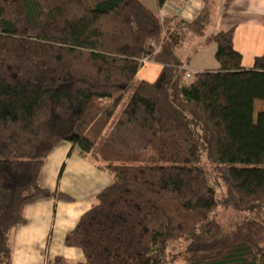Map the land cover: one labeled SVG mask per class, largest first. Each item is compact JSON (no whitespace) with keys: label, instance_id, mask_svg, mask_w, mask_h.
Segmentation results:
<instances>
[{"label":"trees","instance_id":"trees-1","mask_svg":"<svg viewBox=\"0 0 264 264\" xmlns=\"http://www.w3.org/2000/svg\"><path fill=\"white\" fill-rule=\"evenodd\" d=\"M217 3L187 21L140 0H0V264L28 206L73 201L41 186L64 142L113 178L65 238L73 264H264V55L246 68L235 28L208 34ZM187 43L220 68L190 72ZM144 60L153 83H136Z\"/></svg>","mask_w":264,"mask_h":264},{"label":"crops","instance_id":"crops-1","mask_svg":"<svg viewBox=\"0 0 264 264\" xmlns=\"http://www.w3.org/2000/svg\"><path fill=\"white\" fill-rule=\"evenodd\" d=\"M150 11L159 15L160 7L157 0H140ZM217 7L213 17L212 25L209 28V34L217 33L220 31H226L231 28H235L234 37V47L237 52L243 56V66L246 68H252L255 63V59L262 57L264 55V0H217ZM203 8V0H193L190 5L186 20L191 21ZM163 11V16L175 15L172 12L165 13ZM213 47V46H210ZM210 47H200L194 50V52L201 53ZM217 49L214 50L209 55V60L207 65L208 68L194 67L189 68L190 72H204L207 70H218L220 68L219 64L215 60V54ZM213 57V60L211 58ZM194 58V56H192ZM193 61V60H192ZM154 63V67L150 70L148 77L142 78L140 82H150L153 83L157 80L159 74L161 73L163 66L155 62L149 61L144 64V67L138 74V78L143 75L145 66ZM154 71H157L154 76ZM152 76V77H150ZM67 147V146H66ZM66 147L64 148L66 150ZM70 147V146H69ZM70 156L65 161V167L69 166L70 163L74 164L72 169H80L82 173L88 175H95L98 167L94 163L92 165L88 159H84L79 156L78 150L73 146L70 147ZM64 152L62 153L60 161L63 160ZM72 156V157H71ZM71 158V159H70ZM94 185V184H93ZM110 186V185H109ZM108 186V187H109ZM106 187V188H108ZM50 190L48 187H44ZM54 188V187H53ZM105 190V189H104ZM103 190V191H104ZM52 191V190H50ZM101 191V192H103ZM55 192H59L56 190ZM100 192V193H101ZM99 193V194H100ZM98 194V195H99ZM69 197L73 200V207L68 213L70 221L74 222L76 220L75 227L68 233L57 234V239L60 235V239L63 240L66 236L71 233L77 226L81 218L88 213L96 204L92 199L88 201L81 202L80 206L76 202V199L67 193ZM98 197V196H97ZM78 205V206H77ZM59 203L58 200H43L31 206H28L25 210L26 224L20 226L16 229L13 238V261L12 264H44L48 261V256L42 260L44 254H49V247L52 244V240L55 239V234H53L55 219L58 218L59 212L65 207ZM77 207V208H74ZM77 209V210H76ZM78 220V221H77ZM50 225V226H49ZM60 240V241H61ZM65 243V241H64ZM62 253H55L56 262L59 260H66L70 264L82 262L84 256L79 254H74V257L70 255H61ZM49 262V261H48Z\"/></svg>","mask_w":264,"mask_h":264},{"label":"rangeland","instance_id":"rangeland-1","mask_svg":"<svg viewBox=\"0 0 264 264\" xmlns=\"http://www.w3.org/2000/svg\"><path fill=\"white\" fill-rule=\"evenodd\" d=\"M167 12L169 11L166 10L165 13L168 14ZM209 32L210 31L208 30V34ZM194 44L197 45V43H191L189 45L188 43L185 44L184 48L181 50V55L183 57H186L188 55L194 56L193 61L190 64V69L194 67L208 68L209 66L207 65V63L209 60V55L212 52H214L215 49H217L216 46L206 49L203 52V54L202 52L196 54V52H194L196 48ZM211 60H213V57L211 58ZM153 64L154 63L145 66V70L142 73L143 75H141L140 78L137 79L136 83H140V80L144 77L149 78L148 74L150 70L154 67ZM156 72L157 71H154L152 76H154ZM263 109H264V103L257 102L255 107V117H257L258 113ZM69 146L72 147V144L68 142L62 143L45 160V164L43 166L42 175H41V186L43 188L48 187L50 190H52V192L58 190L60 193L66 195L67 193L70 194V196H73L76 199V202L74 203H77L79 206L81 202L83 203L84 201H88L89 198L94 200L95 204H97L98 194L113 183V178L108 173L102 170H98V171L96 170L95 171L96 174L91 176L82 173L81 170L78 168L73 170L72 169V167H74L73 163H70L69 166L65 167L64 166L65 161L69 159L68 157L70 156L71 149ZM65 147L66 150L64 149ZM63 152H64L63 160L60 161ZM88 161H90V163L94 165L92 159H88ZM59 203L65 208L59 212L58 218L55 219L54 229H53V234H55V239L52 240V244L49 247V254H44L42 258V260L44 261V259L48 256L49 262L47 261V263L45 262L44 264H55L56 262L55 260L56 256H54L55 253L57 254L62 253L61 254L62 256L70 255V257H74V259H76L74 254H79L80 256H84L80 249L66 247L64 243L65 238L61 240L59 235L57 239V234H64L70 232L77 223L76 220L72 222L69 219L70 213L68 212L73 207L72 205H74L73 201L60 200ZM220 217H221V221L227 225H229L233 220V214L229 212H224L222 210L220 211ZM176 264H184V263L178 262Z\"/></svg>","mask_w":264,"mask_h":264},{"label":"built area","instance_id":"built-area-1","mask_svg":"<svg viewBox=\"0 0 264 264\" xmlns=\"http://www.w3.org/2000/svg\"><path fill=\"white\" fill-rule=\"evenodd\" d=\"M192 2L193 0H167L163 8L160 9L159 15L163 17V11L168 10L186 20L185 17ZM147 62L149 61L144 60V64ZM188 77H190V75H188Z\"/></svg>","mask_w":264,"mask_h":264}]
</instances>
